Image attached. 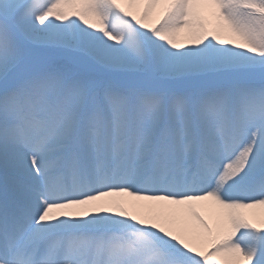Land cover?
Instances as JSON below:
<instances>
[{
  "label": "snow or ice",
  "instance_id": "6c2138e0",
  "mask_svg": "<svg viewBox=\"0 0 264 264\" xmlns=\"http://www.w3.org/2000/svg\"><path fill=\"white\" fill-rule=\"evenodd\" d=\"M0 264H264V0H0Z\"/></svg>",
  "mask_w": 264,
  "mask_h": 264
}]
</instances>
